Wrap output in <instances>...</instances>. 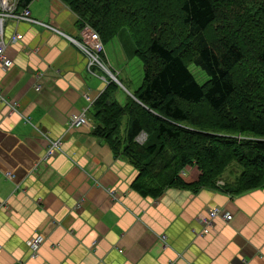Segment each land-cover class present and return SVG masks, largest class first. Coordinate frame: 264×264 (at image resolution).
<instances>
[{
    "label": "crops",
    "instance_id": "obj_1",
    "mask_svg": "<svg viewBox=\"0 0 264 264\" xmlns=\"http://www.w3.org/2000/svg\"><path fill=\"white\" fill-rule=\"evenodd\" d=\"M27 9L60 34L3 23L12 66H0V264H264V185L239 194L170 186L142 195L136 168L92 134L90 107L109 72L88 67L75 43L77 16L61 0H32ZM14 34L21 39L11 44ZM130 52L104 48L115 78ZM81 111L87 122L70 128L69 117ZM47 139L61 142L50 157ZM192 170L181 173L187 184L196 180ZM212 209L231 219L215 218L204 235L201 220ZM36 236L32 256L27 242Z\"/></svg>",
    "mask_w": 264,
    "mask_h": 264
},
{
    "label": "trees",
    "instance_id": "obj_2",
    "mask_svg": "<svg viewBox=\"0 0 264 264\" xmlns=\"http://www.w3.org/2000/svg\"><path fill=\"white\" fill-rule=\"evenodd\" d=\"M103 44L126 30L142 83L120 104L109 81L92 134L138 171L144 196L170 186L232 194L264 185V0H61ZM32 0H17L15 12ZM194 65L205 73L200 85ZM126 118L123 125L122 119ZM145 135L141 143L138 138ZM229 166L240 173L218 185ZM196 167L187 184L180 173Z\"/></svg>",
    "mask_w": 264,
    "mask_h": 264
},
{
    "label": "built area",
    "instance_id": "obj_3",
    "mask_svg": "<svg viewBox=\"0 0 264 264\" xmlns=\"http://www.w3.org/2000/svg\"><path fill=\"white\" fill-rule=\"evenodd\" d=\"M16 2L17 0H0V66L4 70L9 69L12 66V61L5 56L6 46L2 38L3 23L5 19H11L15 23L27 22L30 24H38L54 33L60 34V32L54 27L50 25L40 24L35 20H33L30 17V12L28 11L27 8H24L20 12L16 13L15 12ZM80 35H81V42H75V43L80 48V50L87 56L88 67L91 65H96L99 66L100 68H104L102 62L99 60V55L102 54L104 46L98 34L86 26L80 31ZM20 39H21L20 35L14 34L10 38V43L11 44L16 43ZM39 89L40 87L36 86L35 90L39 91ZM16 106L17 104L13 103L11 105V108L15 109ZM86 122H87V118L85 116V111H81L79 114L71 115L69 117L68 126L70 128H79L85 125ZM144 140H145V135L141 134L138 138V141L142 143ZM47 141H48V148L46 150V157H50L54 155L56 152H59L61 142L59 140L53 141L49 139H47ZM6 176L8 178H12L11 173H7ZM109 194L113 199H115L114 193L112 191H109ZM217 217L221 218L224 221H229L231 219V216L229 214L227 213L223 214L219 209L210 210L209 212H207L206 217L201 220V223L203 225L202 233L204 235L208 233V229L212 226L214 219ZM160 240L165 246L167 243L165 236H161ZM40 243H41V238L39 236H36L35 238L27 242V246L29 247L32 256H35Z\"/></svg>",
    "mask_w": 264,
    "mask_h": 264
},
{
    "label": "rangeland",
    "instance_id": "obj_4",
    "mask_svg": "<svg viewBox=\"0 0 264 264\" xmlns=\"http://www.w3.org/2000/svg\"><path fill=\"white\" fill-rule=\"evenodd\" d=\"M129 39H128L126 30H121L119 34L117 35V38L112 40L110 43L106 44L104 48L106 47V52L108 51V53L113 54L115 53L116 49L120 46L122 49H123V46L131 47L129 43ZM103 52H104V49H103ZM102 54L99 55V60L102 62V65L104 66V68H101V69L104 72L106 71L109 72L108 76L110 80L108 79V81H113L117 85L119 84V81L121 82L120 84L121 86L119 87L118 91L115 93V97H116V100L120 104H123L125 98H127L128 96L132 97L133 96L132 94L137 90V88L142 83V77H143L142 63L137 58H131L130 56L129 57L126 56L128 58V60L126 59L128 63H126L125 67L123 68V74L121 75L117 74V78H115V76L112 74L113 71L109 68L110 66L106 65L104 60L102 61ZM189 70L200 85L204 84L207 81L208 79L207 76L199 68L195 67L194 65H191L189 67ZM118 97L122 99L119 100ZM125 122H126V118L124 117L122 119V124L124 125ZM196 172L195 170L194 171L192 170V172L190 173V177L194 178L195 176H198L199 173L198 171ZM181 173H180V176H181ZM239 173H240V170L236 166H229L226 169V171L222 174V176L220 177L221 178V180L219 181L220 184L221 185H223L224 183L232 184L238 178ZM181 178L183 177L181 176ZM195 179L197 180L198 177H195Z\"/></svg>",
    "mask_w": 264,
    "mask_h": 264
},
{
    "label": "bare ground",
    "instance_id": "obj_5",
    "mask_svg": "<svg viewBox=\"0 0 264 264\" xmlns=\"http://www.w3.org/2000/svg\"><path fill=\"white\" fill-rule=\"evenodd\" d=\"M112 79H114V78H112Z\"/></svg>",
    "mask_w": 264,
    "mask_h": 264
}]
</instances>
